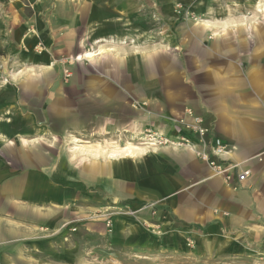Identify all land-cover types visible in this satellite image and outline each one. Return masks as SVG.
<instances>
[{
  "label": "crops",
  "instance_id": "1",
  "mask_svg": "<svg viewBox=\"0 0 264 264\" xmlns=\"http://www.w3.org/2000/svg\"><path fill=\"white\" fill-rule=\"evenodd\" d=\"M41 5L42 7L34 10L28 18L33 23L31 27L26 26L22 35L16 30L13 34L14 40L10 37V29L5 32L0 29V49L14 50L13 55L19 54L12 58V64L17 60L31 67L32 72H36V75L27 72L17 81H12L7 73V77L0 75L2 87L5 86L2 80L6 79L8 84V77L12 84H20L26 90L46 86L40 107L43 122L39 124L35 123L26 110H19V107L12 104H4V99L0 97V133L11 140V143H0V152L17 157L18 162H22V169L36 165H39V169L42 168L39 170V182L31 181L35 174L29 172L21 178L22 180L15 181L16 183L6 180L0 184L2 196L12 199V195L18 192L20 200L17 199L16 203L28 209L29 214L41 221L38 226L28 224L24 229H18L19 222L12 218V214L10 216L6 214L8 212L3 214L0 211V264H149V261L142 257L156 255L160 250V246H157L160 241L158 239L162 238L160 234L148 233L141 221L116 215L112 217V225L109 228H105L103 219L76 221V234H71L69 241H65L60 232L62 223L58 222L60 211L56 209L67 203V197L73 195L71 192H79L75 186L81 190L85 189L87 193L90 189H97L102 194L111 196L113 203H117L118 207L124 205L121 201L130 199V206L138 208L143 205L141 201L144 195L147 197L150 194L148 190L152 189L140 178L144 177L146 166L131 168L126 177H114L116 186L113 189L108 184L111 180L109 168L105 164L94 167L93 160L89 159L78 160L80 163L74 164L69 161L63 153L64 148L61 147L64 160H60V165L58 162L56 166L53 164L52 169L45 162L46 152L38 148L43 143L53 147L50 146L52 135L62 136L63 139L68 132L93 130L100 124L105 127L130 125L132 120L126 124L127 121L113 111L114 106L124 105L126 95L132 90V87H127L125 83L126 63L124 61L119 66L113 64L118 63L121 58V39L132 38V55H142L139 50L142 33L131 35L126 29L116 32L109 25H117L123 15L134 12L135 3L131 0H42ZM123 26L125 27V23ZM238 28L234 30L230 27L229 33L224 36H212L214 40L208 45V51L204 50V65L199 73V86L205 103L198 104L207 122H213L216 133L236 147L233 159L237 162L250 161L247 166L251 168V175L241 187L242 200L234 197L233 192H228L220 181L216 180L215 183L209 178L208 185L219 187L220 183L219 192L222 193L224 189L231 198L228 206L223 205L219 199L214 202L215 206L228 208L231 213L230 216L223 217L225 222L230 225L239 224L236 215L239 210H246L250 218L246 216L244 224L253 226L259 219L263 224L260 227L264 229V23L261 21L255 28ZM206 31L211 33V29ZM3 37L5 39L1 40ZM104 38L108 41H104ZM94 39L103 41L106 45L118 46V58L111 57L113 59L109 61L110 57L102 58L101 60L107 61L99 65L95 64L101 60L87 62L86 65H90L88 71H83L84 65L74 66L70 82L63 87L60 82L61 73L57 67L58 55L73 54L82 47L84 49L87 43H92ZM39 42L51 50V57L44 54L36 59L27 51L28 48L32 51ZM22 45L25 50H22ZM135 62L141 64L140 60ZM11 66L13 65H10L13 69ZM108 106L110 108L106 114H98L100 109ZM14 111L20 113V118L23 119L22 127L17 131L6 129V124L11 122L8 116ZM146 118V124L147 120L152 121L151 125L157 121L154 118ZM165 124L171 128L170 124ZM21 135L29 139L43 136L47 140L25 145L21 141ZM182 153L184 155L180 156L179 160L184 162L180 163L183 168L192 167L191 173L200 179L209 176L210 171L204 163L196 158L195 161L187 158L186 155H189L193 159L191 153L181 151L173 154L178 156ZM118 167L125 170V164ZM49 170L57 175L58 181L51 179ZM0 175L1 178L8 175V169L3 165L0 166ZM31 192H42L45 200H31ZM107 203L109 206L110 202ZM103 205L106 206L104 203ZM169 207L185 221H190L188 214L191 215L193 222H200L206 211L203 201H190L187 205L180 201ZM183 207H189L191 211H183ZM150 222L156 223L158 229L162 226L169 228L168 225L162 224L158 216ZM161 228L160 231L164 229ZM38 230L49 233H35ZM181 233L185 234L182 230L174 233L178 240L183 238L180 237Z\"/></svg>",
  "mask_w": 264,
  "mask_h": 264
},
{
  "label": "rangeland",
  "instance_id": "2",
  "mask_svg": "<svg viewBox=\"0 0 264 264\" xmlns=\"http://www.w3.org/2000/svg\"><path fill=\"white\" fill-rule=\"evenodd\" d=\"M247 1L131 0V2L135 3L136 10L126 14V16L122 14L124 17L120 20L121 24L120 22H117V25L110 23L109 26L116 32H121L122 29H126V32L131 35L142 33L139 40L141 42V48L139 50L143 51L146 56H143V54L139 55L140 57L132 55V38L128 40L124 39L123 43H121V46L123 45V51L120 61L113 65L119 66L125 61V70L127 73L125 83L127 87L131 86L132 90L126 95L124 105L114 106L113 111L117 116L124 118L127 121L126 124H129L131 120L132 122L130 125L124 127L111 126L110 128L113 129H110V131L112 132L106 137L111 136L112 138H116L119 134L115 132L116 129H124L123 136L119 140L120 143H123L125 138L131 136V132L126 129H130L129 127L135 122H140L142 125L140 127L141 134L139 137L143 136L144 132L146 134L145 127H151L153 134L156 131L165 133L170 127H167L163 121L164 118L162 120L161 118L179 113L187 106L193 108L197 113L203 114V110H200L198 104L199 102L205 103V97L199 86V73L204 65V50L208 51V45H210V42L214 38L210 32L206 31L201 25L195 24L192 20L198 18L199 20L204 19L219 22L231 18H242L243 15L253 12L254 9L246 3ZM250 1L254 2L255 0ZM41 4L42 0H0V29L4 30V32L10 29V37L14 40L15 35L13 36V34L16 30L22 35L26 26L31 27L33 23L28 18H30V14H33L34 10L42 7ZM261 21L264 23V18L261 17ZM124 23L125 27L123 26ZM5 37L1 38V40L5 39ZM40 43L44 46L42 42ZM20 44L21 40L19 39ZM92 44L94 43H87L84 49L91 48ZM36 46L32 48V51L30 48L27 49L28 52L33 54L34 58L38 59L44 54H48L51 57V50L49 48L47 49L44 46V49L38 51ZM82 49L83 47L73 54L58 55L59 57L56 59L58 70L61 73L60 82L64 85L63 87H66L65 85L70 82L73 76L72 70L74 66L84 65L83 67L85 68H83V71L90 70V65L87 66L86 61H82V63L77 62L70 67L72 74L69 78L65 79L63 76L62 60L69 55L73 56L78 54ZM22 50H25L23 45ZM13 51L0 49L1 76L7 77L6 74L2 73L3 63L9 69L10 65H13V69L18 68V64H12V58L19 54L13 55ZM9 56L11 57L9 58ZM112 59L110 57L108 61ZM135 60H140L141 64H137ZM106 61L101 60L95 65ZM208 62L206 63L207 66L209 65ZM7 79L8 84L4 87L0 83V87H2L0 88V97L4 99V104H12L19 107V110H26L27 114L33 117L35 123H42L43 114L40 112V107L43 102L46 86L43 88L37 86L36 90L34 88L26 90L20 84L16 86L12 84L9 77ZM134 103L137 106L142 104H146V106L144 109H136L132 106ZM109 108L108 106L100 109L98 114H106ZM8 117L11 119V122L6 124L8 126L6 129L13 131L21 129L23 119L20 118V113L14 111ZM145 118H154L157 121L151 125L152 121L147 120L146 124L144 123ZM100 126L108 128L100 124L96 129L93 128V130L83 129V138L91 141H101L104 137L97 136L96 134L90 135L92 132L96 133V130ZM49 134L51 135V133ZM57 136V141L53 147H49L48 143H43L38 147L40 150L46 152L47 160L45 162L50 168L54 167L53 164L56 166L57 162L60 165V160H64L61 153V147L64 148V145H62L63 139L62 136ZM159 145L164 146L165 144ZM174 154L149 153L139 162L126 161L125 170L119 169L114 161H93L94 167L105 164L109 168L111 181L108 184L113 189L116 186L113 181L115 180L114 177H126L127 173L131 172V168L142 165L146 166V173H144V177L140 176V178L152 188L148 190L150 194L147 197L144 195L141 201L143 205L138 206V208H132L130 206V199L121 201L124 205L118 207L117 203H113L114 200L111 196L102 194L97 189H90V192L87 193L85 189L81 190L80 187L75 186L79 192H71L73 195L67 197V203L60 208H56L60 211L58 213V222L62 223L60 226V232L64 236L62 238L65 241H69L71 238L70 235L76 234L77 227L74 224L76 221L103 219L105 221V228H109L106 226V221L109 220L112 222V217L122 215L130 220L141 221V224L147 228L148 233L160 234L162 239L157 238L160 240L157 242V246H160L159 252L156 255L142 257L143 259H147L149 264H264V229L260 227L263 226L260 220L255 221L256 225H245V218L246 216L250 218V215L246 210H242L241 212L239 210V213L236 215L238 216L239 224L230 225L228 222H225L226 220L223 217L231 215L228 208L214 205V202L218 199V201H222L223 205L228 206L230 203L231 198L229 194L224 189L223 191L221 190L222 193L219 192L220 183L223 184L222 180L216 176L213 177L212 172H208L209 176L206 175V180L198 178L191 173L192 167L183 168L180 165V163L182 164L184 162L180 161L179 157L184 154L182 153L178 156ZM186 156L191 161H195L194 154L192 156L193 159L189 155ZM16 158L14 155L9 156L0 152V166L3 165L6 167V170L8 169V175L6 177L1 178L2 176L0 175V184L6 180H8L7 182L19 181V179L29 172L35 174L31 181L39 182L41 180L39 170H42V168L39 169V165L30 168L24 167L22 169V162H18ZM73 162L74 164L80 163L78 160H74ZM249 162L247 161L246 165ZM50 171L51 179L58 181L57 175ZM209 178H212L211 180L214 182L216 180L220 181V183L218 182L219 187H210L208 185ZM223 185L226 186L225 184ZM226 188L228 192H233L234 197L237 196V199H243L241 188H237L236 190L231 186H226ZM17 194L18 192H15L12 195V199L10 197L5 198L2 196L3 194H0V211L3 214L8 212L6 214L10 216L12 214V218L19 222L18 229H24L28 224L29 226H38L41 221L33 214H29L28 209L16 203L17 199L20 200ZM43 196L42 192H31L29 198L38 201L45 200ZM117 198L118 195L115 196V199ZM106 201L110 202L109 206ZM180 201L184 205L189 204L190 201H194L195 203L205 202L206 211L203 219L200 222H193L191 221L192 216L188 214L190 221H185L174 214L169 206L171 204L175 205L176 202ZM91 203H97L98 205H91ZM152 210L155 211L154 214H152ZM172 210L174 211L173 208ZM183 211L190 212L191 209L189 207H183ZM209 212H212V214ZM157 216L162 224L168 225V229L162 226L164 229L160 231L159 229L161 227L158 229L156 223L153 224L150 222L152 218L155 219ZM174 220L179 222V224ZM181 230L185 234L181 233L180 237L183 238L178 240L174 233ZM38 232L41 235L49 233L40 230L35 233L39 234Z\"/></svg>",
  "mask_w": 264,
  "mask_h": 264
},
{
  "label": "bare ground",
  "instance_id": "3",
  "mask_svg": "<svg viewBox=\"0 0 264 264\" xmlns=\"http://www.w3.org/2000/svg\"><path fill=\"white\" fill-rule=\"evenodd\" d=\"M246 3L254 9H253V12L243 15L242 18H233V19L231 18V19H227L224 21L222 20L219 22L204 20V19L199 20L198 18H196L192 20V22H194L197 25H201L205 29H211V35L213 37H220V36H224L228 34L230 27H232L234 30H237L238 27L255 28L260 23L261 17L264 18V0H255L254 2L248 0ZM103 40L108 41L106 38H104ZM120 41L123 42V39H121ZM92 43L94 44H92L91 48L83 49L79 54L72 56L71 62L86 61L88 63L89 62L94 63L96 61L101 60L102 58H107V57L118 58L119 56L118 46L114 44L106 45L105 43H103V41H99L98 39H94ZM141 52L143 56H146V54L143 51ZM16 63L19 65V68L17 69H11V68L9 69V67H7L5 63H3L2 65L3 73L5 74L7 73V75H10V78L12 81H17L18 79L25 76L27 72L32 73V75H36V72H32L33 69L31 67H28L27 65H24L23 63H19L17 60H14L13 64H16ZM2 83L6 85L7 80L6 79L2 80ZM141 126L142 125L140 122L132 123V125L129 127L130 129H126L127 131L131 132V136L125 138L123 143H120L119 140L123 136V132L125 131L124 129L123 130L119 128L116 129L115 132L119 133L118 135L116 134L117 135L116 138H118L116 139V138H112L111 136L106 137L112 132L110 131V129H113V128H110V127L104 128L100 126L96 130V133L92 132L90 133V135L92 136L96 134L97 136L104 137L101 141L99 140L91 141V140L83 138L84 134L82 131L84 130L68 132L65 134L63 138V142H62V145H64V153L68 157L69 161H72V162L74 160H83V159L93 160L94 162L114 161L118 166L124 165L125 162L128 160H131L132 162H139L141 161L143 157H146L149 153H152V154L176 153L178 154V153H181V151H187L191 154L193 153L191 150H188L186 147H180L181 144L178 143V140H177L178 135L177 133L174 132L173 129L169 128L167 129L165 133L156 131V133H154L155 137L153 136L154 134L147 135L144 132V135L139 137L141 134L140 132ZM159 136L167 137V140L165 139L166 141H165L164 146L159 145L158 143L160 139L158 138ZM21 139H22L21 141L25 145L32 144V143L37 144V143L47 140L43 138V136L29 139L22 135H21ZM56 141H57L56 136L52 135L50 139V146L51 145L54 146ZM6 142L11 143V140L0 133V143H6ZM231 155L233 158V153ZM212 176H215V175L212 174ZM227 187H230V186H227Z\"/></svg>",
  "mask_w": 264,
  "mask_h": 264
},
{
  "label": "built area",
  "instance_id": "4",
  "mask_svg": "<svg viewBox=\"0 0 264 264\" xmlns=\"http://www.w3.org/2000/svg\"><path fill=\"white\" fill-rule=\"evenodd\" d=\"M36 49L40 51L44 49V46L39 42ZM71 57L72 55H69L62 60V72L65 79L71 75L70 67L78 62H71ZM132 106L136 109H144L146 104L138 105V107L134 103ZM163 118V121L170 124L177 133L178 143L182 145L180 147L191 150L195 158L204 163L213 175L223 181V184L236 190L241 188L250 177L251 168L246 165V161L237 163L232 158L231 154L234 153L236 147L224 141L216 133L213 122H207L202 114L187 106L181 112L164 116L161 120ZM151 129V127H145L147 135L153 134ZM153 136L155 137V134ZM158 138H160L159 144H165L167 137L159 136ZM154 213L155 211L152 210V214ZM111 225V221H106V226Z\"/></svg>",
  "mask_w": 264,
  "mask_h": 264
}]
</instances>
